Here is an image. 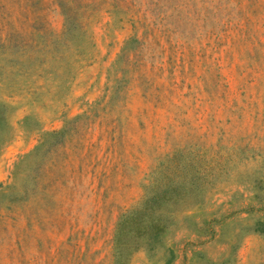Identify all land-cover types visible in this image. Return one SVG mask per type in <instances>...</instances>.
Segmentation results:
<instances>
[{
    "label": "rangeland",
    "instance_id": "1",
    "mask_svg": "<svg viewBox=\"0 0 264 264\" xmlns=\"http://www.w3.org/2000/svg\"><path fill=\"white\" fill-rule=\"evenodd\" d=\"M0 6V264H264V0Z\"/></svg>",
    "mask_w": 264,
    "mask_h": 264
},
{
    "label": "trees",
    "instance_id": "2",
    "mask_svg": "<svg viewBox=\"0 0 264 264\" xmlns=\"http://www.w3.org/2000/svg\"><path fill=\"white\" fill-rule=\"evenodd\" d=\"M1 7L2 6H0V8ZM0 18L2 19L3 17L0 16ZM1 33L2 32H0V34ZM0 43H3L2 38H0ZM24 173L25 175L22 178L20 189H18L15 194L8 196L6 198L7 201L13 202L15 198L24 199L27 198V196H29V201H33V197H35L37 190L36 174L30 167L28 170L26 169ZM166 191L167 188L164 187L160 191L148 192L140 200V205L128 208L120 213L115 222L114 242H117L118 236L120 237L123 232L126 233L129 230H132L135 236L143 235L144 240L142 244H139L141 247L150 249L154 246L155 242H159L164 227L163 214L158 211L154 212V208H152L151 204L164 197ZM21 205L17 206V210H14L16 213L22 207ZM255 227L257 230L264 232V222L256 221ZM168 252L171 253V249L168 248Z\"/></svg>",
    "mask_w": 264,
    "mask_h": 264
}]
</instances>
